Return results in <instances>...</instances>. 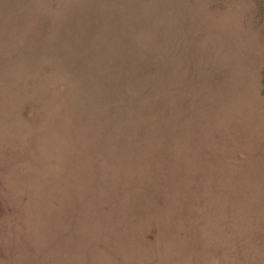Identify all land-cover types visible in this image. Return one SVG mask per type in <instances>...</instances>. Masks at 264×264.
<instances>
[{
    "label": "rangeland",
    "instance_id": "1",
    "mask_svg": "<svg viewBox=\"0 0 264 264\" xmlns=\"http://www.w3.org/2000/svg\"><path fill=\"white\" fill-rule=\"evenodd\" d=\"M0 264H264V0H0Z\"/></svg>",
    "mask_w": 264,
    "mask_h": 264
}]
</instances>
